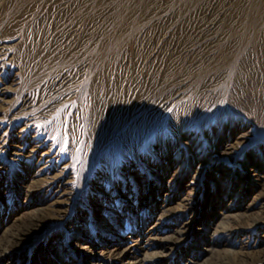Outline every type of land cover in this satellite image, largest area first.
Masks as SVG:
<instances>
[{
	"label": "rangeland",
	"instance_id": "374dc122",
	"mask_svg": "<svg viewBox=\"0 0 264 264\" xmlns=\"http://www.w3.org/2000/svg\"><path fill=\"white\" fill-rule=\"evenodd\" d=\"M222 6L204 54L191 29ZM27 176L45 184L35 203ZM148 193L197 200L190 235L158 264L264 250V219L220 233L237 209L218 204L264 205V0H0V240L50 194L73 217L52 236L47 224L31 234L14 263L55 259L48 233L71 263L78 243L89 256L110 247L111 229L126 248L155 221ZM166 222L151 236L169 234Z\"/></svg>",
	"mask_w": 264,
	"mask_h": 264
},
{
	"label": "bare ground",
	"instance_id": "6f19581e",
	"mask_svg": "<svg viewBox=\"0 0 264 264\" xmlns=\"http://www.w3.org/2000/svg\"><path fill=\"white\" fill-rule=\"evenodd\" d=\"M155 2V1H154ZM190 3V2H189ZM6 4V3H5ZM10 4V3H9ZM83 4V3H82ZM211 2L206 6L202 7L201 12H208L211 7ZM215 4V3H214ZM81 5V4H80ZM82 6V5H81ZM110 6V5H109ZM3 7V6H2ZM59 7V6H58ZM70 7V6H69ZM72 7V6H71ZM99 9V8H98ZM223 6L218 10V14H215L214 18L205 26H195L192 27V37L193 43H198L202 53L209 55L208 53L213 49L212 46L216 43L217 39L211 38L209 35L218 21L217 17L222 11ZM107 10V9H106ZM113 10V8H112ZM163 10V9H162ZM28 11V10H27ZM75 12V11H74ZM183 12V11H182ZM63 13V12H62ZM149 13V12H148ZM151 13V12H150ZM159 14V13H158ZM175 14V13H174ZM177 14V13H176ZM182 14V13H181ZM23 15V14H22ZM116 15V14H115ZM161 15V14H160ZM217 15V16H216ZM77 16V15H76ZM75 16V17H76ZM187 16V15H186ZM102 17V16H101ZM42 18V17H41ZM47 18V17H46ZM66 18V17H65ZM161 18V17H160ZM204 18V17H203ZM222 18V17H221ZM115 19V18H114ZM144 19V18H143ZM165 19V17H164ZM163 19V20H164ZM118 20V19H117ZM166 20V19H165ZM52 21V20H51ZM66 21V20H65ZM77 21V20H76ZM190 21V20H189ZM209 21V20H208ZM11 22V21H10ZM9 22V23H10ZM57 22V21H56ZM203 25V24H202ZM8 26V25H7ZM9 27V26H8ZM48 27V26H47ZM172 30V29H171ZM38 31V30H37ZM110 31V30H109ZM151 31V30H150ZM82 32V31H81ZM183 32V31H182ZM37 34V32H36ZM177 34V33H176ZM42 35V34H41ZM159 36V35H158ZM217 36V35H216ZM143 38V37H142ZM216 40V41H215ZM13 41V40H12ZM17 41V40H16ZM43 41V40H42ZM85 41V40H84ZM55 42V41H54ZM150 42V41H149ZM53 43V42H52ZM227 44V43H226ZM51 46V45H50ZM156 46V45H155ZM19 50V49H18ZM71 51V50H70ZM5 52V51H4ZM18 53V52H17ZM59 53V52H58ZM61 53V52H60ZM212 53V52H211ZM9 54V53H8ZM69 54V53H68ZM67 54V55H68ZM72 54V53H71ZM139 55V54H138ZM144 55V54H143ZM54 56V55H53ZM65 56V55H64ZM182 56V55H181ZM61 58V57H60ZM71 58V56H70ZM151 60V59H150ZM142 61V60H141ZM148 62V61H147ZM170 63V62H169ZM28 64V63H27ZM152 65V64H151ZM185 65V64H184ZM146 67V66H145ZM26 69V68H25ZM77 69V68H76ZM75 69V70H76ZM30 71V70H29ZM78 71V70H77ZM165 72V71H164ZM2 73V72H1ZM220 74V73H219ZM210 76V75H209ZM219 76V75H218ZM17 77V76H16ZM79 77V76H78ZM80 78V77H79ZM151 79V78H150ZM22 80V79H21ZM24 80V79H23ZM19 81V80H18ZM43 81V80H42ZM50 82V81H49ZM144 82V81H143ZM23 83V82H22ZM37 83V82H36ZM39 83V82H38ZM65 84V83H64ZM70 84V83H69ZM31 86V84H30ZM29 86V87H30ZM142 87V86H141ZM64 90V89H63ZM69 91V90H68ZM65 92V91H64ZM174 93V92H173ZM108 94V93H107ZM49 95V94H48ZM172 95V94H171ZM45 97V96H44ZM37 98V97H36ZM43 98V97H42ZM4 100V99H3ZM53 103H55L53 101ZM132 103V102H131ZM20 109V108H19ZM18 111V110H17ZM193 111V110H192ZM136 113V112H135ZM155 118V117H154ZM136 119V118H135ZM156 120V119H155ZM132 123V122H131ZM18 129V128H17ZM19 130V129H18ZM124 136V135H123ZM126 136V135H125ZM257 136V135H256ZM127 137V136H126ZM115 138V137H114ZM138 139V138H137ZM29 143V142H28ZM260 143V142H259ZM32 144V143H31ZM255 144V143H254ZM130 147V146H129ZM224 147V146H223ZM206 149V148H205ZM25 151V150H24ZM27 152V151H26ZM28 153V152H27ZM207 156V155H206ZM226 156V155H225ZM231 156V155H230ZM120 157V156H119ZM187 157V156H186ZM182 158V157H181ZM180 158V159H181ZM211 158V157H209ZM231 159V158H230ZM174 160V159H173ZM182 161V160H181ZM222 161V160H221ZM132 162V161H131ZM198 163V162H197ZM47 164V163H46ZM213 165V164H212ZM231 165V164H230ZM30 167V166H29ZM184 167V166H183ZM51 168V167H50ZM195 168V167H194ZM203 168V167H202ZM30 169V168H29ZM176 169V168H175ZM189 169V168H188ZM132 170V169H131ZM194 170V169H193ZM152 171V170H151ZM195 171V170H194ZM204 171V170H203ZM220 171V170H219ZM223 171V170H222ZM156 172V171H155ZM44 173V172H43ZM201 173V172H200ZM205 173V172H204ZM184 174V173H183ZM122 175V174H121ZM168 175V181H172L176 178V172L171 171ZM192 175V174H191ZM23 176V175H22ZM160 176V175H159ZM130 177V176H129ZM23 180L26 179L28 187H31L30 193H32V200L30 203H35L41 198L37 192L41 191L45 184L40 180L41 178H33L31 176L22 177ZM122 179V178H121ZM131 179V177H130ZM64 180V179H63ZM159 180V179H158ZM192 180V179H190ZM100 181V180H99ZM61 182V181H60ZM25 183V184H26ZM116 183V182H115ZM125 183V182H124ZM173 183V182H172ZM148 185V184H147ZM151 185V184H150ZM223 185V184H222ZM232 185H234L232 183ZM3 186V185H2ZM48 186V185H47ZM124 186V185H123ZM192 186V185H191ZM55 186H53L54 188ZM117 188V187H116ZM122 188V187H121ZM124 188V187H123ZM169 187H163L164 191L160 193L163 197L171 193L168 190ZM263 188V187H262ZM141 189V188H140ZM223 191L227 190V187L222 188ZM23 190V188H22ZM44 190V189H43ZM262 190V189H261ZM27 191V185L24 188V192ZM174 191V190H173ZM129 192V191H128ZM127 192V193H128ZM4 193V192H3ZM134 193V192H133ZM103 194V193H102ZM182 194V193H181ZM24 195V194H23ZM47 196V195H46ZM128 196V195H127ZM143 196V195H142ZM27 197V196H26ZM56 195L50 194L45 203L33 207L30 215L25 216L24 219L14 217L10 225L3 228L4 237L0 240V264H15L14 260L21 256V246L27 242L31 234L38 233L47 224V228L51 231V236L56 233L59 229L58 226H68L73 224V217L67 216L65 213V208L57 205ZM66 198V197H65ZM82 198V197H81ZM108 198V197H107ZM148 195L145 196L146 202L145 206L150 208V214L154 215V223H147L148 218H146L142 223L146 225V229L143 232H138L136 238L132 239V243L128 244L126 248H119L120 241L122 237L114 236V230L111 229L110 232H106V236L110 238H115V240L108 241L104 239L102 242L105 244H111L110 247L104 246L98 251H94L93 255L87 254L89 252L84 251L87 246H83L81 243L75 245L76 250H74V255H78L79 262L76 261L71 263L69 257L67 258V252L59 248L58 243L54 242V239L46 235V239L57 248L55 254V259L51 256H47L43 260L46 264H158L162 259L174 255L175 248L182 246L186 241V237L189 236V229L191 225L197 220L193 217L197 200L192 197L189 193H185L183 196H170L165 203L156 202L151 203L148 200ZM97 200V199H96ZM114 200V199H113ZM117 200V199H116ZM110 201V200H109ZM251 201V200H250ZM255 201V200H254ZM257 201V200H256ZM255 201V202H256ZM27 201H25L26 203ZM42 202V201H41ZM28 203V202H27ZM92 203V202H91ZM134 203V202H133ZM29 204V203H28ZM109 204V203H108ZM114 204V203H113ZM142 204V203H141ZM218 204L223 208L235 207L237 212L233 214H225L222 217L225 219L221 220L220 223H228L226 226L228 230L220 231V233L236 234L245 228H254L257 226L261 220L264 219V205L260 207L258 212L255 214L246 212L245 210H240L241 206L238 203H223V199L218 200ZM31 205V204H30ZM60 205V204H59ZM101 205V204H100ZM134 205V204H133ZM227 205V206H226ZM105 206V205H104ZM218 206V205H217ZM116 208V207H115ZM141 208V207H140ZM132 213V212H131ZM141 213V212H140ZM221 215V211H219ZM188 216H185L187 215ZM131 215V214H130ZM150 217V216H149ZM137 218V217H136ZM109 219V218H108ZM19 220V222H17ZM113 220V219H112ZM225 220V221H224ZM57 222L54 225L49 224V222ZM100 221V220H99ZM115 221V220H114ZM159 221H167L166 227L169 228V234L160 237H153L151 234H157V224ZM114 223V222H113ZM116 223V222H115ZM142 225V224H141ZM162 226V225H161ZM260 227V226H259ZM40 229V230H39ZM64 229V227H63ZM108 229V228H107ZM141 230V228H140ZM215 232L217 230L214 229ZM235 230L237 232H235ZM59 232V231H58ZM247 233V232H246ZM34 234V235H35ZM44 237V238H45ZM127 237V236H126ZM229 237V236H228ZM233 237V236H232ZM118 239V240H117ZM39 240V239H38ZM220 240V239H219ZM226 236L222 238L221 243H226ZM155 243V247L152 251H147L148 247ZM77 243V242H76ZM240 247V246H239ZM238 248V247H237ZM23 250V249H22ZM151 250V249H150ZM190 248H188V251ZM223 251V252H222ZM218 250L214 253L213 258L206 264H262L264 263V250L255 251L254 255L247 250L239 249L232 250L228 254L225 250ZM225 251V252H224ZM68 255V254H67ZM43 261V262H44ZM39 262V261H38ZM37 263V262H34ZM38 264V263H37Z\"/></svg>",
	"mask_w": 264,
	"mask_h": 264
}]
</instances>
